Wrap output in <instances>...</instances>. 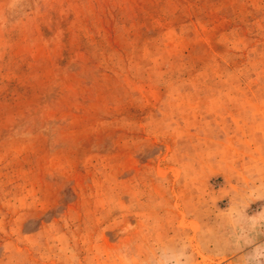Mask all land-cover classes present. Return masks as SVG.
<instances>
[{
	"label": "rangeland",
	"instance_id": "1",
	"mask_svg": "<svg viewBox=\"0 0 264 264\" xmlns=\"http://www.w3.org/2000/svg\"><path fill=\"white\" fill-rule=\"evenodd\" d=\"M0 264H264V0H0Z\"/></svg>",
	"mask_w": 264,
	"mask_h": 264
}]
</instances>
